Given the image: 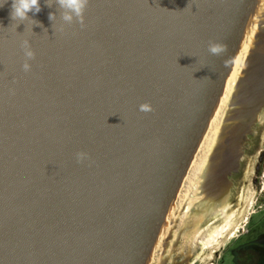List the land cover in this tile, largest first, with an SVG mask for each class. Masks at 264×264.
<instances>
[{
  "label": "water",
  "instance_id": "1",
  "mask_svg": "<svg viewBox=\"0 0 264 264\" xmlns=\"http://www.w3.org/2000/svg\"><path fill=\"white\" fill-rule=\"evenodd\" d=\"M48 2L33 34L0 7V264H193L264 123V0H89L55 35Z\"/></svg>",
  "mask_w": 264,
  "mask_h": 264
},
{
  "label": "flooded vegetation",
  "instance_id": "2",
  "mask_svg": "<svg viewBox=\"0 0 264 264\" xmlns=\"http://www.w3.org/2000/svg\"><path fill=\"white\" fill-rule=\"evenodd\" d=\"M263 143L264 123L253 140L244 169L237 179L236 196L230 204L231 227L213 243L216 247L225 239L213 250L216 258L212 259V264H264Z\"/></svg>",
  "mask_w": 264,
  "mask_h": 264
},
{
  "label": "clouds",
  "instance_id": "3",
  "mask_svg": "<svg viewBox=\"0 0 264 264\" xmlns=\"http://www.w3.org/2000/svg\"><path fill=\"white\" fill-rule=\"evenodd\" d=\"M5 3H7V0H0V7H3ZM55 3L58 6L60 26L58 28H54V22L57 21V16H54L50 13L48 19L52 22L53 35H55L56 32H62L64 26H71L74 22L79 24L81 28L84 27V12L89 4V0H55ZM48 6H52V0H49ZM39 11V0H12L10 16L14 22L12 24H15L14 31L16 32V27L18 24H25V22L31 21L33 23L31 24L30 33L33 34L32 26L36 24V22L29 18L28 13L32 12L33 15H35ZM20 47L23 51L24 57V62L22 63L21 68L25 73H27L31 71L30 61L35 59V53L31 49L27 39H24L21 42ZM222 51H224V46L221 44L210 43L208 45V52L212 55H219ZM139 111L144 113L150 112L152 111L151 105L148 103L141 104L139 105ZM75 160L77 163H81L88 161L89 156L86 152H77L75 153Z\"/></svg>",
  "mask_w": 264,
  "mask_h": 264
},
{
  "label": "rangeland",
  "instance_id": "4",
  "mask_svg": "<svg viewBox=\"0 0 264 264\" xmlns=\"http://www.w3.org/2000/svg\"><path fill=\"white\" fill-rule=\"evenodd\" d=\"M264 144V143H263ZM264 147V146H263ZM227 220L224 222V225L225 224H227ZM226 229V228H225ZM216 230V229H215ZM215 230H213L212 232L214 233V231ZM228 230V229H227ZM226 230V231H227ZM226 231H224V233L226 232ZM222 236V234L221 235H219L218 236V238H220ZM225 241V239H222L221 240V242H219L218 244H217V246L216 247H218V245L220 246L221 244H223V242ZM215 247V244L209 249V250H206V249H202L201 251H200V253L198 254V256L196 257V259H195V261H197L195 264H203L201 261H204V263L205 264H212V263H214V262H212V259H214L215 260V256H216V254L215 253H213V250L216 248ZM212 251V252H211ZM210 254H211V256H210Z\"/></svg>",
  "mask_w": 264,
  "mask_h": 264
},
{
  "label": "bare ground",
  "instance_id": "5",
  "mask_svg": "<svg viewBox=\"0 0 264 264\" xmlns=\"http://www.w3.org/2000/svg\"><path fill=\"white\" fill-rule=\"evenodd\" d=\"M227 221H228L227 224H225L222 227L216 229L215 232H214V234L212 235V237L205 243L204 247L206 249L207 248H211L213 246V243L216 242L219 239L218 236L221 235V234H223L224 231H226L227 229H229L231 227V216L227 219ZM210 256H211V254H210Z\"/></svg>",
  "mask_w": 264,
  "mask_h": 264
}]
</instances>
